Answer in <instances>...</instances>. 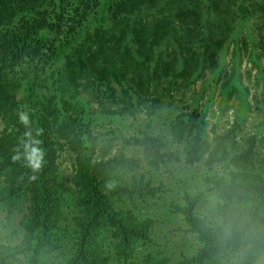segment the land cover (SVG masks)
Listing matches in <instances>:
<instances>
[{
  "label": "trees",
  "instance_id": "obj_1",
  "mask_svg": "<svg viewBox=\"0 0 264 264\" xmlns=\"http://www.w3.org/2000/svg\"><path fill=\"white\" fill-rule=\"evenodd\" d=\"M254 17L248 42L229 41L237 23ZM245 60L254 74L242 71ZM246 77L262 88L252 95L258 108L264 0H0V264H129L137 257L172 264L156 241L160 218L149 213L165 206L200 242L173 264H264V137L239 139L238 108L229 128L207 135V106L195 99L220 85L223 101L235 96L247 108ZM198 80L194 108L169 124L182 157L165 136L135 128L123 146L140 147L151 169L170 170L176 157L213 170L204 179L217 201L202 208V193L185 189L181 203L151 170H140L139 159L112 154V140L99 151L93 133L107 121V103L123 102L122 113L140 109L135 100L157 116L165 96ZM102 87L109 91L104 105L92 90ZM63 253L69 256L56 263Z\"/></svg>",
  "mask_w": 264,
  "mask_h": 264
},
{
  "label": "rangeland",
  "instance_id": "obj_2",
  "mask_svg": "<svg viewBox=\"0 0 264 264\" xmlns=\"http://www.w3.org/2000/svg\"><path fill=\"white\" fill-rule=\"evenodd\" d=\"M259 19L255 17L250 19L248 22H239L236 24V29L229 39V41L233 39H242L246 37L247 42L251 38V35L254 33L255 22ZM253 32V33H252ZM234 44L231 43L228 48H226V62H228L230 52L233 48ZM252 70V74L256 72V67L254 68L252 62H248L245 60L242 65V71L245 74H248V70ZM213 82V81H212ZM252 82H249L248 77L245 78V84L251 86ZM202 88L201 81L198 80L197 83H191L189 87L185 90H173L170 96H165L164 99L165 104H159L158 110L156 111L157 116L149 115L147 112V108L144 105H141V102L132 100V102L140 109H135L131 107L129 110L124 112H120V108L123 105V102L120 103H107L105 110V117L107 121H103L104 124L96 122L93 133L98 136L99 144L98 150H101L102 141L112 140L113 148L112 154L124 152L126 156H133L139 159V168L141 171L151 170L149 173L155 183L164 181L166 185L173 189L172 195L180 200L181 203H184V199L182 193L185 189L189 190L192 193H202L203 201L199 204L202 205H211L213 202L217 201V198L211 195L208 191V187H210V183L206 182L204 176L213 172V170L207 169V167L201 163H198L194 166L186 165L183 161H180L181 158L173 157L169 163L168 170L165 166L156 167L151 169L146 165V161H144L143 153L140 147L131 146L125 143L123 146V135L128 132L129 128H135L136 130H145L149 133L160 134L165 136V140L168 141L171 146H168L172 150L177 151V156L182 157L183 153L181 147L178 144L171 143V130H170V122L174 118L176 114H183L188 116V113L194 108V92L198 91ZM92 89V88H91ZM94 92L99 93L101 99L104 101L109 94L107 89H103V87L97 91L96 89H92ZM182 92L184 96L181 97ZM254 92H262V88H254L251 86V95L250 106L247 108L240 107L239 100L236 99L235 96L228 99L227 101H223L224 95L221 93L220 85H215L214 88L212 86H208L205 88L201 96H196V100L200 107L204 104L207 106V111L203 115V119L205 120V133L209 136L214 134V128L216 131H222L225 128H229L230 125L233 124L236 118L237 108L239 110V116L242 117L243 123L241 124L242 131L241 136L239 135V139L247 138L250 135L257 133L258 139L264 137V129H262L261 123L264 122V100L259 103L258 108L255 106V102L252 99V95ZM117 95L121 94V89L116 86ZM90 96V94H88ZM100 103L94 101L93 106L96 108ZM191 104V106L189 105ZM105 109V108H104ZM119 111V112H115ZM119 115H124L122 118ZM125 119V120H123ZM94 123V122H93ZM125 124H129L125 126ZM93 127V125H92ZM261 130V131H259ZM129 133V132H128ZM132 134H137V132H132ZM128 136H131L129 134ZM260 149L264 150V141L261 142ZM169 144V145H170ZM67 155H64L60 158L62 160V167L66 173V175L70 178L72 171L70 167V161L66 159ZM223 170L221 166H216L215 170ZM151 214H158L159 218L157 223V232L158 237H156V241L161 245V249H165V252L171 255L172 260L171 263H175L177 260H181L183 258V253L187 255H191L197 252V249L200 246V242L196 235L192 232H188L187 223L180 217L176 216L173 212H171L167 206L164 209H158L151 207L149 210ZM212 216H210L211 220ZM168 240V245L165 247L164 242ZM158 247V246H153ZM69 254H56L54 259H56V263L60 262L63 258L65 259ZM134 260V259H133ZM132 260V261H133ZM140 261L138 264H146L143 262L141 258H136L134 261ZM132 261L129 263L131 264ZM133 261V262H134ZM114 264H121L123 262H113ZM126 264V263H125ZM226 264V261H224Z\"/></svg>",
  "mask_w": 264,
  "mask_h": 264
}]
</instances>
